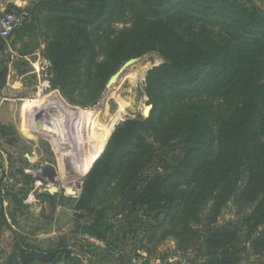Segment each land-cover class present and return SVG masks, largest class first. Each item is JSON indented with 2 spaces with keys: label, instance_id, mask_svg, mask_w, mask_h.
Instances as JSON below:
<instances>
[{
  "label": "trees",
  "instance_id": "16d2710c",
  "mask_svg": "<svg viewBox=\"0 0 264 264\" xmlns=\"http://www.w3.org/2000/svg\"><path fill=\"white\" fill-rule=\"evenodd\" d=\"M32 4L8 5L27 12L14 35L43 37L50 82L71 103H98L129 59L149 52L163 58L146 76L150 115L117 124L84 178L76 221H92L122 201L119 214L131 219L136 251L152 254L172 240L185 256L206 235L209 256L188 262L264 264L248 260L264 253V8L255 0ZM2 204L0 174V222L7 225ZM242 232L246 242L238 248ZM16 247L13 264H30L31 256L90 264L66 243L26 249L19 235Z\"/></svg>",
  "mask_w": 264,
  "mask_h": 264
},
{
  "label": "rangeland",
  "instance_id": "374dc122",
  "mask_svg": "<svg viewBox=\"0 0 264 264\" xmlns=\"http://www.w3.org/2000/svg\"><path fill=\"white\" fill-rule=\"evenodd\" d=\"M255 2L264 8V0H255ZM118 26L121 27L122 24L119 23ZM8 42L17 44L14 53L12 52L13 60L29 72L26 78L30 85L26 83V94L18 97L15 102L14 121L0 124L2 205L8 223L3 225L0 222V264H13L11 256L18 252L16 243L19 235L22 236L26 249L32 245L48 249L58 243H66L81 257L89 259L90 264H192L188 262L189 256L208 257L210 251L207 249L206 235L199 245L185 256L179 254L172 240L160 243L152 250V254H147L145 250H134L131 219L119 214L122 201L102 211L92 221H76L74 216V207L81 194L86 173L104 151L117 124L130 117L150 115L151 111L149 113L148 107L152 104L145 93V81L148 71L163 62L161 55L157 52H149L127 61L128 66H124L126 64L124 63L118 69L123 70L121 78L114 83H107V88L98 103L92 106H80L71 103L58 88L52 86L51 73L48 70L50 64L43 55L45 41L42 36L34 42L29 35L22 38L14 35ZM45 61L47 66L44 64ZM47 80L50 87L46 86ZM24 100H27V104L23 106L21 112ZM124 100L126 103L123 102ZM48 105L64 106L76 118V121H72L69 125L65 123L69 130L65 128L67 137L66 141L63 139L64 142L55 139L54 126L48 120ZM121 105H124V112L120 117ZM55 111L57 113L58 110ZM82 120L88 121L92 129L91 136L87 135L86 129H81ZM114 120L116 121L102 150L91 160L85 174L78 175L75 167L70 165L67 159L62 161L64 153L72 156L71 150H76L78 154L81 152L86 154L90 140L98 139L104 127L109 126ZM77 122L81 125L80 129ZM81 143H84L83 146ZM175 147L176 144L172 143L170 148ZM168 151L169 148L159 151L155 163ZM24 174L31 175L32 179L24 177ZM148 174L149 168L143 171L141 178ZM231 212L229 209L220 218L219 226L225 218L231 217ZM208 231L209 228L206 227L204 232L208 233ZM245 235L244 232L241 233L236 244L238 248L246 242ZM150 247L153 248L152 245ZM162 256L166 258L162 259ZM30 259V264H52L37 261L33 256ZM248 260L264 263V253L250 254ZM80 261L81 264H85L81 259ZM63 263L62 260L56 264Z\"/></svg>",
  "mask_w": 264,
  "mask_h": 264
},
{
  "label": "crops",
  "instance_id": "0c3cea01",
  "mask_svg": "<svg viewBox=\"0 0 264 264\" xmlns=\"http://www.w3.org/2000/svg\"><path fill=\"white\" fill-rule=\"evenodd\" d=\"M32 1L34 0H0V12L7 10L9 4L26 8L32 5ZM15 46L17 44L13 42L0 40V124L14 121L15 102L18 97H23L26 94V83L28 86L30 85L26 78L29 72H26L25 69H22L23 66H19L18 62L13 60ZM26 104L27 100H24L21 112Z\"/></svg>",
  "mask_w": 264,
  "mask_h": 264
},
{
  "label": "bare ground",
  "instance_id": "6f19581e",
  "mask_svg": "<svg viewBox=\"0 0 264 264\" xmlns=\"http://www.w3.org/2000/svg\"><path fill=\"white\" fill-rule=\"evenodd\" d=\"M144 67H146V65H144ZM143 68V67H142ZM148 68V66H147ZM142 76V75H141ZM121 78V77H120ZM115 96V95H114ZM120 99V97H119ZM122 99V98H121ZM123 100V99H122ZM122 100L120 101L121 104H122ZM117 101V100H116ZM124 103L125 100L123 101ZM125 105V104H124ZM124 105H121L120 109H119V115L121 117L122 113L124 112V108L123 106ZM108 108V106H106ZM56 108L58 111L56 113ZM129 111V110H128ZM108 112V111H107ZM126 112V111H125ZM59 113H62L61 115H59ZM117 113V112H116ZM115 113V114H116ZM117 115V114H116ZM125 115V114H124ZM46 117V116H45ZM94 117V116H93ZM113 117V116H112ZM83 118V117H82ZM100 118V117H99ZM88 119V118H87ZM114 119V118H113ZM48 120L50 121V123H52V125L54 126V129H55V139L56 141H63V139H65L67 136V129L65 128H68L65 126V123H67L68 125L72 122V121H76V118L75 116L64 106H59V107H56L55 105H48ZM90 120V119H89ZM106 120V119H105ZM109 121V119H108ZM116 120L112 121V123L109 125V126H105L104 129H103V133L100 134L98 137V139H94L93 141L90 140L91 142L89 143V146L87 147V152L86 154L82 153L81 154L77 153L76 150H71L72 152V156H68L66 155V153H64V157L62 158V161L63 160H66L69 162L70 165H72L73 167H75V170H77V173L78 175H83L85 174V172L87 171L88 169V166L89 164L91 163V160L93 158H95V156L102 150L104 144H105V141L107 139V136L108 134L110 133L114 123H115ZM92 122V121H91ZM105 122V121H104ZM78 123V122H77ZM80 123H82L83 125V128L81 127V125L79 124V129L81 127L82 130L86 129L87 130V135L88 136H91L92 135V129L90 128V126L88 125V121H81ZM102 123V121L100 122ZM104 124V123H103ZM108 124V123H107ZM73 125V124H72ZM106 125V124H105ZM74 126V125H73ZM77 126V125H76ZM99 126V125H98ZM63 127V129H62ZM71 127V125L69 126ZM96 128V127H95ZM102 128V127H101ZM72 129V128H71ZM77 129V127H76ZM69 130V128H68ZM70 133V132H69ZM71 137V136H70ZM60 138V139H59ZM71 139V138H70ZM85 140V139H84ZM66 141V139H65ZM70 144V143H69ZM82 144V143H81ZM84 144V143H83ZM82 144V146H83ZM68 146V145H67ZM80 148V147H78ZM85 148V147H84ZM83 148V149H84ZM73 149H74V146H73ZM81 149V150H83ZM69 150V148H68ZM78 150V149H77ZM86 150V149H85ZM67 152V151H66ZM84 152V150H83ZM63 164V163H62ZM78 166V167H76Z\"/></svg>",
  "mask_w": 264,
  "mask_h": 264
},
{
  "label": "built area",
  "instance_id": "2783aa9c",
  "mask_svg": "<svg viewBox=\"0 0 264 264\" xmlns=\"http://www.w3.org/2000/svg\"><path fill=\"white\" fill-rule=\"evenodd\" d=\"M26 19L27 12H16L8 10L3 11L0 14V40L8 41L14 35L16 30L21 28L25 24ZM47 65L48 64L46 63L45 66ZM45 83H47V87H50V85H48V80L45 81ZM42 91H40V93Z\"/></svg>",
  "mask_w": 264,
  "mask_h": 264
},
{
  "label": "water",
  "instance_id": "95a60500",
  "mask_svg": "<svg viewBox=\"0 0 264 264\" xmlns=\"http://www.w3.org/2000/svg\"><path fill=\"white\" fill-rule=\"evenodd\" d=\"M132 59H134V58H132ZM132 59H129L128 61H130V60H132ZM127 62V61H126ZM125 62V63H126ZM129 65V63H126L124 66H128ZM122 73H123V70L121 69V70H118V71H116L111 77H110V79H109V84H111V83H114V82H116V81H118V79H120V77H121V75H122ZM153 108V105H150L149 107H148V111H149V113H150V111H151V109ZM38 126H40V123H38ZM92 165V164H91ZM90 168H91V166H90ZM89 168V169H90ZM89 171V170H88ZM87 171V172H88ZM87 174V173H86Z\"/></svg>",
  "mask_w": 264,
  "mask_h": 264
}]
</instances>
